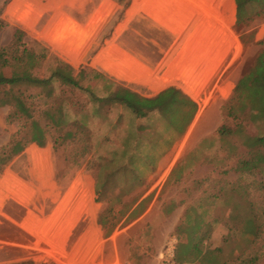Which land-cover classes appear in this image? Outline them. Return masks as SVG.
<instances>
[{"label": "rangeland", "instance_id": "1", "mask_svg": "<svg viewBox=\"0 0 264 264\" xmlns=\"http://www.w3.org/2000/svg\"><path fill=\"white\" fill-rule=\"evenodd\" d=\"M201 1L86 0L82 12L78 0H0V46L19 29L31 46L47 49L75 70L102 73L137 97L151 99L174 86L189 91L197 103L191 118L188 110L168 106L165 115L153 112L145 119L125 109L111 110L104 125L89 119V151L79 143L27 146L0 174V264H190V254L178 253L176 233L186 213L197 220L192 230L194 240H203V251L217 249L215 263L264 264V168L253 169L254 160L243 163L252 155L242 142L257 133L253 125L244 123V134L215 145L216 136H210L211 144L194 152L165 182L150 178L154 158L182 151L190 135L176 142L192 122L191 133L200 111L214 124L219 119L234 126L222 112L232 95L221 94L226 91L221 74L234 65L243 75L263 49L254 43L252 23L244 29L246 44L240 42L227 0ZM77 8L79 14H70ZM92 28L91 40L70 42L69 37ZM215 42L220 48L211 46ZM224 64L212 81L214 70ZM176 78V84L165 85ZM9 111L0 108V148L20 129L7 119ZM139 125L145 129L137 132ZM127 137L137 148L122 158L118 149ZM100 155L106 166L98 182ZM143 198L135 220L105 238L100 214L110 206L112 219L123 223ZM249 208L260 225L251 243L243 233Z\"/></svg>", "mask_w": 264, "mask_h": 264}, {"label": "trees", "instance_id": "2", "mask_svg": "<svg viewBox=\"0 0 264 264\" xmlns=\"http://www.w3.org/2000/svg\"><path fill=\"white\" fill-rule=\"evenodd\" d=\"M234 3L235 30L240 42L245 45L244 29L249 27L254 19L264 15V0H234ZM24 37L22 31L14 29L11 41L5 46H0V108H9L7 119L20 125V129L11 136L10 141L0 148V174L14 157L31 144L42 148L50 142L53 147L60 148L79 143L82 144L83 151H89L93 135L88 120L98 119L104 122V125L113 109H125L136 119H145L153 112L163 116L168 106L188 110L189 118L193 117L197 110L193 101L172 87L151 99L137 97L117 86L102 73L83 67L75 70L51 55L47 49L31 46L24 41ZM259 43L263 44V49L255 57L254 66L244 72L232 96L222 107L226 119L234 122V126L223 124L217 130L222 141L244 134V123L256 128L257 133L246 136L242 142L243 147L252 153L251 158L243 163H251L254 160L253 169L256 170L264 168V39ZM144 129V126H136L137 132ZM130 136L135 137L133 134ZM129 141L130 138L127 137L118 149L122 158L128 156L129 149L135 151L137 148V145L131 147ZM116 155V152L112 153L111 162ZM103 157L99 156L100 164L96 178L98 182L106 166L101 164ZM98 182L95 185V194L98 193ZM145 200H141L134 207L130 218L125 219L123 223L112 219L113 209L108 206L98 218L104 237L108 238L116 228L135 220L134 217L143 210ZM182 219V229L176 230L178 253L190 254L193 258L190 264H217V249L203 251V240L197 237L196 241L194 240L195 232L192 229L197 227V220L187 213ZM243 219V233L250 243L254 242L260 225L251 208ZM178 253L176 252V258H179Z\"/></svg>", "mask_w": 264, "mask_h": 264}, {"label": "crops", "instance_id": "3", "mask_svg": "<svg viewBox=\"0 0 264 264\" xmlns=\"http://www.w3.org/2000/svg\"><path fill=\"white\" fill-rule=\"evenodd\" d=\"M83 1L85 2L86 0H78L79 4L81 6H82ZM208 1H211V0H208ZM201 2L205 3V0H202ZM227 2H228L229 5L231 4V14L230 13L229 14H230V17H231V25H234L235 21H236V6H235V3H234V0H227ZM83 11H84V6H82V12ZM75 12H77L79 14V9L78 8H77V10L75 9L74 12H72V13H71V10H70V14H72V15H74ZM58 16H59V14H58ZM195 17L199 18V16L197 14H195ZM251 23L255 24L254 29L257 30V33L254 36V43L261 42L264 39V15H263L262 19L256 18ZM90 30L91 31L86 32V34L82 33V35H80L78 33V34H75L73 37H69L70 42H72V40H73L75 42H78V44H83V43L89 41V39L91 40L92 36H93L92 34L94 32V29L92 28ZM57 35H59L58 31H57ZM62 41H63V39H62ZM64 42H66V41H64ZM256 45H253V46L255 48H257ZM211 46H215V48L217 46V47L220 48V44L218 42H215L214 45L212 44ZM206 54H208V53H206ZM100 63H102L108 70L109 69H111L113 71L115 70V69H113V67L109 66V63H108V61L106 59H102V61H100ZM191 64H193V63L191 62ZM195 64L197 65L198 62L196 61ZM232 64H234V63H232ZM182 65H185V64L182 63ZM206 65H210V64L208 63ZM233 66L232 67L230 66L229 70H224V73H222V71H223V69L225 67V64L223 66L221 65L216 70H214L215 74L213 76L212 81L219 74L222 73L221 74V84L222 85L224 84V85L221 87V90L226 89V91L221 92V94L228 93L229 95H232L233 91H234V89H235V87H236V85L238 83V81L242 78V72H239L237 67L235 68V66H234V68H233ZM199 71L203 72L204 70H199ZM182 77H185V74ZM178 79L182 80L184 78H180L179 77ZM176 80H177V78L176 79H168V82L165 83V85H168L170 83L171 84H173V83L176 84L177 83ZM174 81H176V82H174ZM186 86L191 90L192 87H190V83L189 82H186ZM171 87L176 89V90H178L181 94H183L184 96L189 98L191 101H193L197 105V103L189 97V93H190L189 91L187 93L185 91V89H183V88L179 89V88H176L174 86H171ZM168 88H170V87H168ZM192 91H193V89H192ZM155 96H153V97H155ZM202 112L204 113L203 110L200 111V114L194 120V127H193L191 133L188 134L189 133L188 129H189V127H190L192 122L190 123V125L186 126V129L184 130V132L182 131V133L180 134V137H179L178 141L176 142L177 144H180V142L182 143L183 142V138L186 135H190L188 142H186L185 143L186 145L184 144V146L182 147V151H180L178 154L177 153L175 154V153L172 152L170 154H166V155L164 154V155H162L160 157H157L156 159L154 158V160H153L154 163H153V165L150 166V167L153 168L152 172L150 173V178L152 179V181H155L156 179H161V178L164 179L163 180L164 182L166 180H168V178L172 174H174L175 170L178 167L182 168L183 165L190 160L191 156L194 155L193 154L194 152H196L200 148H203L204 145L207 146V145L211 144V142L207 141V138H209L210 136L211 137L212 136H216V141L213 142L212 144L215 145V144H218L220 142L217 130L221 126L222 120L219 121V119H218V120H216L217 121L216 124H214L213 122H210L209 120L205 119L206 117L204 116V114ZM181 137H183V138H181ZM164 175H165V177H164ZM143 190H146V188H143ZM178 205H180V204H178ZM178 205L176 204L174 207H177Z\"/></svg>", "mask_w": 264, "mask_h": 264}]
</instances>
